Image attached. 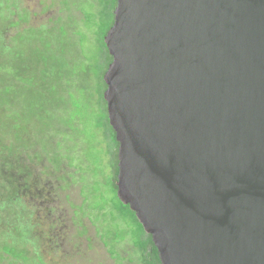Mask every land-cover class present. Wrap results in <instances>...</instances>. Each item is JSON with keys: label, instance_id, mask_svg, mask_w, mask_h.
Returning <instances> with one entry per match:
<instances>
[{"label": "water", "instance_id": "obj_1", "mask_svg": "<svg viewBox=\"0 0 264 264\" xmlns=\"http://www.w3.org/2000/svg\"><path fill=\"white\" fill-rule=\"evenodd\" d=\"M118 197L162 264H264V0H117Z\"/></svg>", "mask_w": 264, "mask_h": 264}, {"label": "trees", "instance_id": "obj_2", "mask_svg": "<svg viewBox=\"0 0 264 264\" xmlns=\"http://www.w3.org/2000/svg\"><path fill=\"white\" fill-rule=\"evenodd\" d=\"M65 1L67 14L64 17L55 18L52 24L43 22L37 27L17 29L8 40L4 33L6 21L13 14L18 15L11 23L18 28L26 13L21 14V6L13 4L12 0H0V85H4L0 86V132L14 138L17 131L25 141L20 131L25 128L27 132L30 127L34 133L38 131L30 123L34 119L42 126L38 131L44 137L42 147L47 149V140L61 136V140H55L57 150L47 149L48 155L52 153L56 160L62 157L63 144L66 143L67 152L86 145L83 152L95 167L93 173L102 177L112 174L110 184L117 200V203L112 201L113 212L107 201L98 205L99 198H110L103 189V179L95 182L93 203L96 202L100 213L107 209L116 219L114 212H117L118 217L128 223V227L123 225L127 229L122 232L127 234L126 238H131L140 264H162L152 235L145 231L130 206L118 197L120 144L110 123L104 96L107 89L104 76L113 60L105 36L114 24L117 0ZM17 141H0L2 181V165L11 162H7L9 157H17L14 153ZM69 158L77 160L73 155H68ZM22 167L19 165V169ZM9 189L12 187L6 186L5 190ZM0 246L15 259H30L26 248ZM117 249L109 251L113 258H121Z\"/></svg>", "mask_w": 264, "mask_h": 264}, {"label": "rangeland", "instance_id": "obj_3", "mask_svg": "<svg viewBox=\"0 0 264 264\" xmlns=\"http://www.w3.org/2000/svg\"><path fill=\"white\" fill-rule=\"evenodd\" d=\"M65 2L12 0L13 4L21 6L19 11L26 13V18L20 21L18 28L11 25L18 15L13 14L6 21L4 33L8 40L17 29L37 27L43 22L52 24L55 18L64 17L67 14ZM19 121L22 123L21 119ZM30 123L39 131L41 125L37 121L32 119ZM31 128L27 132H24L25 128L20 131L25 141L17 131L14 138L0 132L2 143L19 140L14 152L17 157H9L7 162H11L2 165V178L7 182L0 179V244L21 250L26 248L30 257L15 259L0 246V264H140L131 238H126L127 234L122 232L127 229L123 225L128 227V223L121 220L117 212H114L116 219L107 209L100 213L96 202L93 203L95 182L104 179L103 189L110 198H99L98 205L107 201L113 212V202L117 203V200L110 184L112 174L102 177L93 173L95 167L83 152L86 145L67 152L65 143L66 147L61 149L62 157L52 158L47 149L57 150L55 140H61V136L47 140L46 149L41 142L44 137ZM68 155L77 160L68 159ZM103 160L106 162L105 158ZM19 165L23 167L19 169ZM6 186L12 189L5 190ZM114 248L121 258H113L110 254Z\"/></svg>", "mask_w": 264, "mask_h": 264}]
</instances>
